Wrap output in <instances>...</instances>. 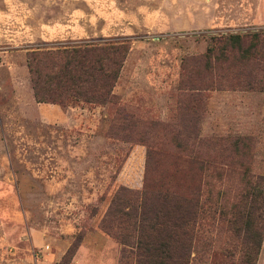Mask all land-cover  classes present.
I'll use <instances>...</instances> for the list:
<instances>
[{"label": "rangeland", "instance_id": "1", "mask_svg": "<svg viewBox=\"0 0 264 264\" xmlns=\"http://www.w3.org/2000/svg\"><path fill=\"white\" fill-rule=\"evenodd\" d=\"M256 34L249 60L207 66L219 41ZM107 42L126 48L116 102L36 100L31 51ZM191 147L233 218L244 173L264 176V0H0V264H120L100 227L113 198L164 173L155 155L147 173L149 150ZM233 233L206 226L190 264H213L208 243L241 246Z\"/></svg>", "mask_w": 264, "mask_h": 264}, {"label": "trees", "instance_id": "2", "mask_svg": "<svg viewBox=\"0 0 264 264\" xmlns=\"http://www.w3.org/2000/svg\"><path fill=\"white\" fill-rule=\"evenodd\" d=\"M259 37L230 35L219 41L206 55L207 66L212 67L213 57L225 62L239 52L249 60L258 50ZM125 56L124 46L108 42L33 50L28 66L35 98L63 108L78 102L114 103ZM189 89L193 91L187 95L194 98L201 93L194 90L202 88ZM154 155L160 163L165 161L164 173L156 180L146 175L142 191L120 187L100 222L101 229L123 246L120 264H190L205 227L215 223L230 224L233 235L243 234V241L241 246L208 243L213 264H255L264 235V176L244 173L246 189L231 205V218L221 201L204 194L202 181L209 166L193 147L170 153L149 150L147 173ZM74 252L70 248L64 263Z\"/></svg>", "mask_w": 264, "mask_h": 264}]
</instances>
